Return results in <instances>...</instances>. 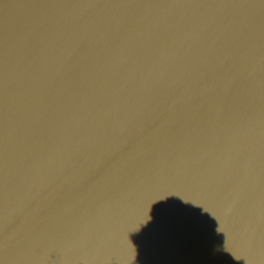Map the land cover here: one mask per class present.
<instances>
[{"label":"water","instance_id":"95a60500","mask_svg":"<svg viewBox=\"0 0 264 264\" xmlns=\"http://www.w3.org/2000/svg\"><path fill=\"white\" fill-rule=\"evenodd\" d=\"M0 264H264V0H0Z\"/></svg>","mask_w":264,"mask_h":264},{"label":"snow or ice","instance_id":"6c2138e0","mask_svg":"<svg viewBox=\"0 0 264 264\" xmlns=\"http://www.w3.org/2000/svg\"><path fill=\"white\" fill-rule=\"evenodd\" d=\"M174 188H178L182 191L189 192L193 189H199L197 186L191 183H185V182H160L156 185H154L150 189V195L145 198L143 207H142V218L146 219L149 214V201L154 197H164L173 190ZM200 190V189H199ZM202 191V190H201ZM203 192V191H202ZM227 211L231 213L232 207L228 206Z\"/></svg>","mask_w":264,"mask_h":264}]
</instances>
